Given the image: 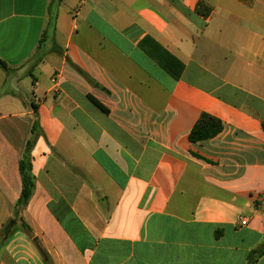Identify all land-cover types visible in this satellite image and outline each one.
Masks as SVG:
<instances>
[{"label":"crops","instance_id":"0c3cea01","mask_svg":"<svg viewBox=\"0 0 264 264\" xmlns=\"http://www.w3.org/2000/svg\"><path fill=\"white\" fill-rule=\"evenodd\" d=\"M50 1L0 0L14 70L0 69V264H250L264 247V0H63L56 50L32 69ZM163 50L177 81L149 55ZM204 113L224 129L192 143ZM36 118L33 237L17 225L4 241Z\"/></svg>","mask_w":264,"mask_h":264},{"label":"trees","instance_id":"16d2710c","mask_svg":"<svg viewBox=\"0 0 264 264\" xmlns=\"http://www.w3.org/2000/svg\"><path fill=\"white\" fill-rule=\"evenodd\" d=\"M63 0H51L48 7V22L44 30L42 39L38 46L36 53L29 60V64L32 65V69H35L40 65L45 57L54 52L56 49L54 47L55 32L58 21V13L61 7ZM152 42L157 45L152 39L147 38L146 42ZM160 47V46H159ZM165 59L160 60L155 54L149 52V55L154 59L158 65L168 73L176 81L179 80L182 76L184 65L178 61L176 58L171 56L168 52L164 51ZM0 69L5 71L7 74H10L14 70L9 68V66L0 60ZM80 73L88 79V76L84 73ZM91 101L99 107L104 112L108 113L102 104L97 100L90 97ZM224 129V125L221 120L209 115L202 114L195 127L189 135V140L192 143H200L218 136ZM42 131L39 128V123L37 118L34 121L32 127V138L27 142L24 154L19 162V170L22 179V192L18 202L14 208V218L10 220L4 227V241L14 232L17 225L28 234L30 238L33 237L32 230L30 226L26 223L24 219V212L27 209V206L30 200L33 197L35 190L36 178L33 174V158L32 151L34 149L37 138L42 135ZM264 255V247L258 248L250 254V264H255L257 259Z\"/></svg>","mask_w":264,"mask_h":264},{"label":"built area","instance_id":"2783aa9c","mask_svg":"<svg viewBox=\"0 0 264 264\" xmlns=\"http://www.w3.org/2000/svg\"><path fill=\"white\" fill-rule=\"evenodd\" d=\"M82 1H87V0H82ZM242 225H244V226H246L247 224H248V222H247V220L246 219H244V220H242Z\"/></svg>","mask_w":264,"mask_h":264}]
</instances>
